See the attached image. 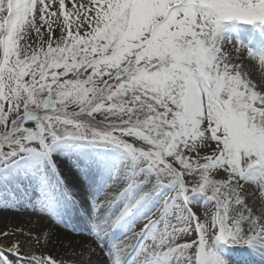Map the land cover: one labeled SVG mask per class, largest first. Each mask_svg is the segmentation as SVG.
Here are the masks:
<instances>
[{
  "label": "snow or ice",
  "instance_id": "obj_1",
  "mask_svg": "<svg viewBox=\"0 0 264 264\" xmlns=\"http://www.w3.org/2000/svg\"><path fill=\"white\" fill-rule=\"evenodd\" d=\"M29 187L89 239L5 231L0 264L264 258V0H0V210Z\"/></svg>",
  "mask_w": 264,
  "mask_h": 264
},
{
  "label": "bare ground",
  "instance_id": "obj_2",
  "mask_svg": "<svg viewBox=\"0 0 264 264\" xmlns=\"http://www.w3.org/2000/svg\"><path fill=\"white\" fill-rule=\"evenodd\" d=\"M73 178L70 176L69 180L71 181ZM91 189L89 188V182L85 181L84 182V187L83 188H73L72 191L75 194V198L77 201H82L88 192ZM18 194H15L12 197V202L14 203V200H16L19 196ZM14 207H10L6 209L5 211L8 213H17L20 216V209L18 206L13 205ZM18 215H13L14 217ZM51 218H47L44 221V223L41 225L40 228V233L43 230L44 232H51L53 233L51 242L48 246L47 253L46 254H51L57 258H68L71 256V249L69 248V244L72 245V247H78V246H83L85 244V241L89 239L88 237V231H89V217H88V212L87 209L83 206L82 203H77L67 214L64 215V219L72 225L76 231L72 234H67V230L63 229L60 227L59 229L57 228H51L49 226V221ZM54 222V221H53ZM47 226V227H46ZM118 233V232H116ZM121 235V233H120ZM43 243V240H41ZM117 242V241H115ZM230 250V249H229ZM99 254V249L97 250ZM228 254L230 256V259L234 264H264V258H262L258 254H250L244 250H238L236 249L228 251ZM236 257H240L237 259Z\"/></svg>",
  "mask_w": 264,
  "mask_h": 264
},
{
  "label": "rangeland",
  "instance_id": "obj_3",
  "mask_svg": "<svg viewBox=\"0 0 264 264\" xmlns=\"http://www.w3.org/2000/svg\"><path fill=\"white\" fill-rule=\"evenodd\" d=\"M63 159H65L66 163L69 166H71L72 161L70 159L68 158H63ZM19 193L20 194L18 198L14 200V203L13 202L11 203L10 207L11 208L14 207L13 205L18 206V208L20 209V216L17 213L15 214L14 212L8 213L5 210H0V233H3L5 231L13 232L17 228H22L25 233H31L32 236H35L36 234L40 233L39 231H40L41 225L44 223L43 220L47 219V218H42L40 216H37L32 211L31 203L36 200L38 196V192L35 189L29 187L27 189L22 188ZM15 194H18V191ZM195 210L198 213L202 212V208H196ZM13 215H18L19 217L17 218V216L14 217ZM26 239L27 237L23 233H16V235L8 237L9 241L19 240L22 244L25 243ZM126 239H127V236H123L120 238V240H126ZM5 245H6V242L4 238L0 236V247H5ZM25 246L27 247L26 244ZM235 249L236 251L242 250L239 248H235ZM230 250H233V249H230ZM230 250L229 249L226 250V255L228 256L229 259H230V256L228 254H230V252L228 253V251ZM236 258L237 259L239 258V260L241 259L240 257H236ZM230 261H231V264H234V262H232L231 259Z\"/></svg>",
  "mask_w": 264,
  "mask_h": 264
}]
</instances>
